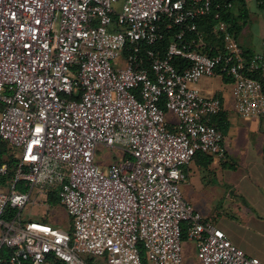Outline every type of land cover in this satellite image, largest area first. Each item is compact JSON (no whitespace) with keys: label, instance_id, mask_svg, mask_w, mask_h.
I'll return each instance as SVG.
<instances>
[{"label":"built area","instance_id":"2783aa9c","mask_svg":"<svg viewBox=\"0 0 264 264\" xmlns=\"http://www.w3.org/2000/svg\"><path fill=\"white\" fill-rule=\"evenodd\" d=\"M212 8L213 0H0V138L21 149L7 192L0 165V264H145L143 252L147 264H184L185 228L203 264H263L181 190L197 153L227 156L212 123L222 103L201 93L202 77L229 78L237 113L264 117V38L259 64L208 55L185 38ZM174 25L181 30L165 57L144 48ZM175 57L190 65L179 70ZM166 111L179 120L174 131ZM100 146L124 156L102 166ZM40 195H56L72 231L22 219ZM10 205L18 213L7 217Z\"/></svg>","mask_w":264,"mask_h":264},{"label":"crops","instance_id":"0c3cea01","mask_svg":"<svg viewBox=\"0 0 264 264\" xmlns=\"http://www.w3.org/2000/svg\"><path fill=\"white\" fill-rule=\"evenodd\" d=\"M263 1L232 0L228 7L237 23L236 39L246 32L245 41L234 46L226 36L228 53L241 55L245 62L259 64L263 52ZM220 24L225 35L230 32L231 25ZM197 87L205 97L221 100L220 131L227 156L197 153L184 167L182 194L202 216L213 219L234 245L264 264V117L242 118L236 111L233 81L222 75L204 76ZM184 250L194 258H185ZM183 256L184 264H203L196 243L187 235Z\"/></svg>","mask_w":264,"mask_h":264},{"label":"trees","instance_id":"16d2710c","mask_svg":"<svg viewBox=\"0 0 264 264\" xmlns=\"http://www.w3.org/2000/svg\"><path fill=\"white\" fill-rule=\"evenodd\" d=\"M232 0H213V8L210 15L204 17L198 22V29L195 32H186V40L191 43V48L195 50L202 51L208 55L214 56L218 54H227L228 48L226 46V35L222 31H217L216 27L222 22L225 21L231 28H229L230 33H233L237 37V23L235 21L232 12L226 6ZM219 15V17H216ZM181 30L180 26L174 25L171 28L163 26L162 36L154 45H144V48L154 49L160 57H165L167 54L168 47L170 43L175 38ZM235 31V33H234ZM173 63L179 70H183L190 65V62L181 57H175ZM252 77L260 79V73L255 72L252 74ZM227 78V77H225ZM229 79V78H227ZM219 114L213 118L212 123L219 130L220 126V116ZM170 130H175L174 125H170ZM18 163V154L15 153L13 146L9 145L7 142L0 138V165L6 164L8 166V172L2 178V184H6L14 179L16 168ZM109 164L112 162H108ZM51 203H58L56 195H52L50 199ZM18 213V209L12 205L7 208V217H12ZM186 237V229L184 230V238ZM5 250V254H7ZM142 259L145 264L146 258L145 253H142ZM22 264H32L30 261H24ZM48 264H65L63 261L58 259H53Z\"/></svg>","mask_w":264,"mask_h":264},{"label":"rangeland","instance_id":"374dc122","mask_svg":"<svg viewBox=\"0 0 264 264\" xmlns=\"http://www.w3.org/2000/svg\"><path fill=\"white\" fill-rule=\"evenodd\" d=\"M223 26L219 24L216 27V30L219 32ZM226 32V36L231 40L229 43L230 46H234L236 43H240L245 41L246 32L242 33L240 40L236 39L233 33L228 31ZM232 38V39H231ZM166 119L171 125L178 124L179 120L171 111H166ZM16 154L21 153V149L17 147H13ZM124 156V152L121 150L110 149L103 146H100L98 149V154L96 156V162L100 165H106L108 162L115 161ZM11 182V181H10ZM7 182L1 188L2 191H9V183ZM55 193H59V187L56 186L53 188ZM37 189L35 190L33 197L36 196ZM40 200L37 204L29 203L22 211L21 217L23 220H36V221H44L49 224L53 229H63L65 231H72L71 227V217L68 214L66 208L60 204L59 202L54 204L51 201L47 202V198L43 195L38 197ZM185 258H194V256H190V252L184 250ZM92 262L99 263L102 262V259L92 258ZM104 264V263H103Z\"/></svg>","mask_w":264,"mask_h":264}]
</instances>
